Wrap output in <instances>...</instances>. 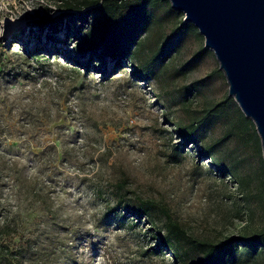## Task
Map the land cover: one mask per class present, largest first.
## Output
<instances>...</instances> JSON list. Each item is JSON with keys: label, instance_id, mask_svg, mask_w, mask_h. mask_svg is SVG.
Returning <instances> with one entry per match:
<instances>
[{"label": "rangeland", "instance_id": "374dc122", "mask_svg": "<svg viewBox=\"0 0 264 264\" xmlns=\"http://www.w3.org/2000/svg\"><path fill=\"white\" fill-rule=\"evenodd\" d=\"M64 1L0 0V264H194L157 252L165 211L199 239L262 232L260 139L198 30L157 58L184 17L166 2L115 68L76 50L91 25L67 44L37 28ZM236 264H264V248Z\"/></svg>", "mask_w": 264, "mask_h": 264}, {"label": "trees", "instance_id": "16d2710c", "mask_svg": "<svg viewBox=\"0 0 264 264\" xmlns=\"http://www.w3.org/2000/svg\"><path fill=\"white\" fill-rule=\"evenodd\" d=\"M164 0H135L128 3L126 0H65L62 10L55 16H48L35 23L40 31H45L48 37L55 38L62 32L61 43L67 44L74 36L70 34V25L89 26L90 30L85 39H74L76 50L81 55L95 58L98 62L112 60L115 68H120L130 55V45L138 37V24L152 16V11L166 3ZM193 25L179 22L172 29L164 43L159 47L157 58L168 56L174 52L171 40L188 33ZM80 41L82 43H80ZM86 44V50L82 49ZM201 49L199 53H203ZM31 55L33 53H30ZM88 68V67H87ZM223 102L210 110V116L219 117ZM190 134L184 137V144L195 143ZM206 157H210V150L206 148ZM150 202H141L135 209V216L145 218L152 209ZM153 239L156 250L169 253L173 260L180 261L187 251H194L199 259L194 264H236L237 251L246 250L249 254L256 255L264 248V230L256 235L228 237L223 240L199 239L189 235L186 230L174 220L166 211L162 230L154 231Z\"/></svg>", "mask_w": 264, "mask_h": 264}, {"label": "water", "instance_id": "95a60500", "mask_svg": "<svg viewBox=\"0 0 264 264\" xmlns=\"http://www.w3.org/2000/svg\"><path fill=\"white\" fill-rule=\"evenodd\" d=\"M184 15L213 52L243 115L260 139L264 162V0H164Z\"/></svg>", "mask_w": 264, "mask_h": 264}]
</instances>
